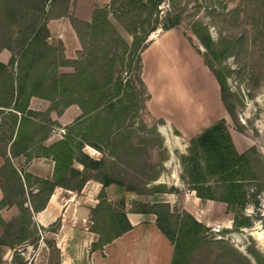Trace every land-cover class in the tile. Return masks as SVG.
<instances>
[{
  "label": "trees",
  "instance_id": "obj_1",
  "mask_svg": "<svg viewBox=\"0 0 264 264\" xmlns=\"http://www.w3.org/2000/svg\"><path fill=\"white\" fill-rule=\"evenodd\" d=\"M165 1L110 0L107 6L94 7L87 22L75 16L77 0H0V53L7 50L11 54L8 63L0 62V157L4 161L0 166V263L10 249L14 251L12 264H29L25 247L37 249L42 234L56 233L61 227L60 219L48 228L40 227L35 215L46 208L56 187L80 194L89 180L103 186L99 202L89 207L90 231L99 236L92 251L102 250L131 230L129 211L156 216L158 230L174 248L171 264H195L197 252L207 245L210 228L192 214L174 212L167 202L144 199L172 194L174 188L163 184L149 187L128 172L142 170L146 164L145 141L138 143L134 136L150 98L142 80L141 54L149 46L152 32L159 27L169 31L182 22V12L175 10H168L161 19L160 7ZM60 18L69 19L81 44L75 59L67 58L63 41L49 28L50 21ZM114 22L132 38L131 43ZM192 30L205 49L198 53L219 84L221 101L239 127L235 96L227 82L231 72L222 68L237 43L222 40L216 44L200 21L194 22ZM68 68L72 70L66 71ZM123 72L129 76L123 77ZM33 98L48 102L49 108L32 110ZM71 106L80 109V117L65 127L60 141L45 147L54 128L60 126L51 113L61 116ZM86 146L101 157H91L84 151ZM21 156L26 163L34 157L51 158L55 162L53 179L33 177L24 165L18 168L14 161ZM180 163L181 179L201 202L225 204L226 214L233 217V231L253 226L254 219L244 211L249 206L260 207L264 162L255 147L244 152L237 149L224 118L189 140L187 155L180 156ZM111 185L137 196L130 202L131 208L125 196L116 201L107 198L106 189ZM5 208L16 209L9 220L1 215ZM48 246L55 244L51 241ZM251 253L257 264H264L257 251Z\"/></svg>",
  "mask_w": 264,
  "mask_h": 264
},
{
  "label": "crops",
  "instance_id": "obj_2",
  "mask_svg": "<svg viewBox=\"0 0 264 264\" xmlns=\"http://www.w3.org/2000/svg\"><path fill=\"white\" fill-rule=\"evenodd\" d=\"M109 2L110 0H77L75 16L89 22L94 7H104ZM49 28L53 36L63 41L67 58L75 59L81 44L69 19L52 20ZM5 52L9 53L4 50L0 55ZM10 57L9 53L8 60L2 63H8ZM141 57L142 80L150 95L146 103L147 110L153 118L163 120V124L157 128V133L162 136L163 146L169 152V161L164 164L163 173L159 174V179L157 175V179H153L152 183L154 186L161 184L177 186L176 183L181 181L182 166L176 152L187 155L189 140L192 137L210 127L218 119H226L220 87L215 76L203 64L198 52L178 28L164 31L153 39L142 52ZM47 108L49 103L46 101L37 98L31 100L32 110L45 111ZM80 115L81 111L77 106L69 107L61 116L51 113V118L58 121L60 126L54 128L44 146L49 147L60 141L65 133V127L73 123ZM231 135L235 142L232 133ZM84 151L93 158L101 157L100 153L90 146H86ZM96 154L99 156H94ZM173 162L175 168L171 167ZM15 165L18 168L24 165L27 174L44 180H52L55 172V162L43 156L34 157L28 163H26V157L21 156L15 159ZM77 168L82 170L83 166L77 165ZM102 188V184L95 180L87 181L80 194L64 187H56L46 208L35 215L37 224L44 228H48L59 219L61 221V227L56 233L45 232L40 241L46 247L45 241L50 238L53 240L59 251V264H97L98 257L101 260L110 258L111 247L119 249L113 255L115 262H121L119 256L123 257L121 254L123 252L130 258L131 254L135 256L134 261H131L132 264H159L163 255L162 264H171L174 248L171 243L169 250L163 247V240L158 234L161 232L156 226V216L153 214L129 211L127 218L131 224V230L102 250L92 251V245L98 241L99 236L90 231L92 222L89 220V207L99 202L98 196ZM113 188L119 192H125L123 188L116 185H111L106 190L109 192ZM2 198L3 192L0 187V201ZM130 199L138 198L131 196ZM146 200L167 202L173 211H186L208 226L206 207H204L207 204L201 202L195 192L190 194L188 200L187 197L184 199L168 193L147 197ZM127 202L128 207L131 208L130 202ZM219 205V209L224 213L225 204L219 203ZM15 214L14 208H5L1 211L5 220H9ZM2 234L3 228L0 225V237ZM127 243L134 249L129 250ZM13 255L14 251L9 249L0 264H12ZM24 256H26L25 253ZM26 260L29 264L32 263L28 257Z\"/></svg>",
  "mask_w": 264,
  "mask_h": 264
},
{
  "label": "rangeland",
  "instance_id": "obj_3",
  "mask_svg": "<svg viewBox=\"0 0 264 264\" xmlns=\"http://www.w3.org/2000/svg\"><path fill=\"white\" fill-rule=\"evenodd\" d=\"M168 10L182 12V22L178 29L197 52L198 50H201L202 53L205 52L193 34L192 25L197 21L208 27L216 44L219 45L222 40L237 43L233 55L223 61L222 68L231 72L227 82L235 96L236 114L240 123L239 127L242 130L233 122L227 111L225 120L235 138L238 150L244 152L255 147L264 162V0H166L160 7L161 19L165 17ZM114 24L124 39L131 43L132 38L125 30L117 22ZM163 32L159 27L151 33L148 41H152ZM68 43L71 45L70 41ZM199 55L205 65L203 56ZM8 58V52L0 55L1 62H6ZM71 70L70 68L66 69V71ZM122 75L123 77L129 76L126 72H123ZM161 121L163 120L153 118L149 111H144L138 124L134 127L135 141L138 143L145 141L143 146L147 148V154L143 156L146 164L142 170H129V177H141V180L149 187L154 186L152 181L157 179V175L159 179V174L163 173L165 169L164 164L169 161V152L163 146L162 136L157 133L158 126L163 124L159 123ZM176 156L180 161L181 154L176 152ZM3 162L0 157V166ZM171 167L175 168L174 162ZM176 184L177 186L167 187L176 190L172 194L184 199L187 197L188 200L192 191L188 190L187 184L182 179ZM107 196L111 201L119 200L125 196L129 202H132L130 197L135 195L119 192L113 188L107 192ZM144 199L146 200L147 197ZM260 200L259 208L249 206L244 211L246 216H251L254 219L253 226L242 228L239 231L232 230L233 217L226 214V209L223 213V210L219 209V203H205L207 204L204 207H206L208 227L212 229L219 224L222 226V231L216 234L209 230L208 243L197 252L195 264H257L251 253L252 250L257 251L264 261V192L260 196ZM174 212L178 211L174 210ZM225 230H229V232L224 234ZM158 234L159 238L163 240V247L169 250L170 242L161 233ZM51 241L53 242L51 238L45 241L46 247L41 242L37 249L32 246L25 247V257H28L30 262L37 264H59L60 257L56 246H54L55 248L48 246V242ZM127 246L129 250L130 248L134 249L128 243ZM117 250L119 249L111 247L109 249L110 258L101 260L98 257L97 264L133 263L131 261H134L135 256L131 254L130 258L123 252H121L123 257L119 256L121 262L113 261V255L118 252ZM163 257L164 255L161 256L159 264L163 263Z\"/></svg>",
  "mask_w": 264,
  "mask_h": 264
},
{
  "label": "built area",
  "instance_id": "obj_4",
  "mask_svg": "<svg viewBox=\"0 0 264 264\" xmlns=\"http://www.w3.org/2000/svg\"><path fill=\"white\" fill-rule=\"evenodd\" d=\"M210 231L211 232H214L216 234H219L222 231V226L219 225V224H217V225L214 226V228L210 229Z\"/></svg>",
  "mask_w": 264,
  "mask_h": 264
}]
</instances>
